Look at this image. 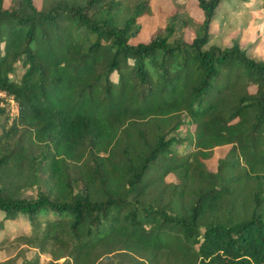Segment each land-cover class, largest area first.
Returning a JSON list of instances; mask_svg holds the SVG:
<instances>
[{
	"label": "trees",
	"instance_id": "trees-1",
	"mask_svg": "<svg viewBox=\"0 0 264 264\" xmlns=\"http://www.w3.org/2000/svg\"><path fill=\"white\" fill-rule=\"evenodd\" d=\"M194 1L132 43L147 0H0V230L72 264H264V60L210 43L224 0Z\"/></svg>",
	"mask_w": 264,
	"mask_h": 264
},
{
	"label": "rangeland",
	"instance_id": "rangeland-1",
	"mask_svg": "<svg viewBox=\"0 0 264 264\" xmlns=\"http://www.w3.org/2000/svg\"><path fill=\"white\" fill-rule=\"evenodd\" d=\"M10 2L11 0H3V5L7 6ZM34 2L37 7H41L45 0H34ZM136 2L137 0H123L122 10L128 14L130 7ZM147 3V11L138 17L141 27L130 40L132 43L147 41L154 29L163 25L165 16L175 9L178 12L186 11L187 15L196 21L201 19V11L196 7L194 0H147ZM210 34V43L223 47L236 41L248 56L264 60V0L222 1L211 22ZM183 36L188 40L191 38L190 27L183 29ZM248 89H253V86L249 85ZM6 100L10 114H16L13 100L9 101L7 98ZM11 119L12 116H8L5 126ZM185 127V124L178 126L172 132L173 137H183ZM230 146L225 144L213 147L210 155L203 161L205 167L209 171H215L218 161L228 154ZM189 147L185 146V151H188ZM177 151L179 153V150ZM5 225L7 229L5 233L8 236L0 245V264H64L65 262L72 264L67 249H60V245L52 243L41 245L18 237L21 229L24 231L27 229L22 218L17 223L6 221ZM5 233L4 230H0V239ZM121 253L120 256L111 253L101 254L89 264H114L117 259L120 264H129L128 254Z\"/></svg>",
	"mask_w": 264,
	"mask_h": 264
},
{
	"label": "built area",
	"instance_id": "built-area-1",
	"mask_svg": "<svg viewBox=\"0 0 264 264\" xmlns=\"http://www.w3.org/2000/svg\"><path fill=\"white\" fill-rule=\"evenodd\" d=\"M0 96H4V94L2 92H0ZM9 101H11V99H9Z\"/></svg>",
	"mask_w": 264,
	"mask_h": 264
}]
</instances>
